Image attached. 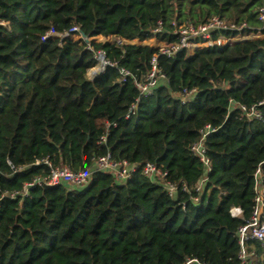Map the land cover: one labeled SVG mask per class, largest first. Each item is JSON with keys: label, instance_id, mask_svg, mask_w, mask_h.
<instances>
[{"label": "trees", "instance_id": "trees-1", "mask_svg": "<svg viewBox=\"0 0 264 264\" xmlns=\"http://www.w3.org/2000/svg\"><path fill=\"white\" fill-rule=\"evenodd\" d=\"M262 4L0 0V20L9 23L0 25V264H184L188 258L239 264L237 233L252 212L258 166L264 178V37L193 55L181 48L171 58L150 46L151 39L176 43L175 29L212 17L244 24L242 34L264 35L256 15ZM72 26L89 38H114L89 46L129 73L124 83L112 67L89 79L96 60L86 42L66 39L59 48L57 40H41L50 29ZM236 34L223 30L212 38ZM145 41L150 46L137 45ZM154 56L163 79L127 117L138 97L135 82ZM185 90L195 92L182 103ZM240 106H255L261 117H245ZM206 126L213 129L204 141L207 173L190 150ZM106 155L138 170L121 182L95 170ZM147 162L167 172L174 195L141 175ZM62 167L92 170L89 184L25 190ZM232 207L242 210L241 218L231 216ZM246 249L251 264H264V242L250 240Z\"/></svg>", "mask_w": 264, "mask_h": 264}, {"label": "built area", "instance_id": "built-area-1", "mask_svg": "<svg viewBox=\"0 0 264 264\" xmlns=\"http://www.w3.org/2000/svg\"><path fill=\"white\" fill-rule=\"evenodd\" d=\"M257 19L260 22H264V0L263 4L260 5L256 10ZM0 25L9 28V23L0 20ZM245 26H234V25H226L221 19L218 17H212L208 19L205 23L200 24L198 26H193L191 24L180 26L175 29L174 33L179 36V41L176 43L166 44L163 43L161 48H157L161 55L172 57L174 53L181 48H185L187 50L188 55H193L194 52L203 47H210L216 45H224L228 42H242L250 39L261 38L264 37L259 31L256 33H247L242 34L240 30ZM223 30L235 31L237 34L235 36L226 37L223 35H218L216 38H212L213 32H220ZM102 38V36H100ZM46 39L57 40V46L59 48L64 47V40L72 39L84 41L82 36V32L80 31L78 26H72L67 31L64 32H56L53 29L47 31L42 37L41 40L44 41ZM86 42L88 45V49L94 52V58L96 60V64L88 71L89 79L96 78L100 75L106 67H112L119 73V83H124L126 77L129 73L123 69L118 67L115 63H111L106 60L105 53L102 50L94 51L92 47L89 46L91 41H95L94 38H89ZM153 41H158L156 39H151ZM150 40V41H151ZM127 41V42H125ZM133 41V40H132ZM85 42V41H84ZM96 42V41H95ZM122 43H130V40H121ZM160 42V41H158ZM133 44V43H132ZM155 48V47H154ZM163 79V75L159 73L156 67V56H154L151 60V69L146 74V76L140 80L135 82V86L138 91V97L135 99V103L132 104L127 113V117L129 114H132L135 110L137 102L142 98H147L153 95L155 89L158 87L160 80ZM195 90H185L181 95V102H186L189 98H191L194 94ZM241 111L244 116L247 118H256L259 119L261 117L260 112L257 110L255 106L250 108H246L244 106H240ZM213 131L209 126H206L204 130L201 131L202 136L198 142L191 146L190 150L194 153L195 156L199 159V161L205 167L206 173L210 171L211 164L209 158L206 156V149L204 145L205 138ZM105 140L104 137L101 138L103 142ZM10 165V163L8 162ZM95 170L102 172L113 173L118 181H125L129 179L132 174H134L138 170L137 164H130L126 161H114L110 158L109 155L104 157H100L95 162ZM140 173L145 178L149 179L152 182L161 185L164 190L167 192L169 196L175 194L177 190V185L175 183H171L166 180L167 172L161 170L153 163H144L140 166ZM92 175V170H83L78 172H73L67 167L57 168L51 171V174L46 179H34L32 183H27L24 185L25 190L28 187L34 185H58L59 183H66L72 187L80 188L89 184ZM254 179V199H253V208L250 217L245 220V223L239 228L237 233L238 244L240 247L238 253L239 264H251V258L253 256L252 252H248L246 249V243L250 240L259 241L261 243L264 242V178L261 172L260 167L258 166L253 173ZM207 178L204 175L200 181L195 185L194 190L196 192H201L204 183ZM182 190L185 192H189V189L185 186L182 187ZM230 214L232 217L241 218L243 212L240 208L232 207L230 209ZM184 264H206L204 262L199 261L196 258H188L186 259Z\"/></svg>", "mask_w": 264, "mask_h": 264}, {"label": "rangeland", "instance_id": "rangeland-1", "mask_svg": "<svg viewBox=\"0 0 264 264\" xmlns=\"http://www.w3.org/2000/svg\"><path fill=\"white\" fill-rule=\"evenodd\" d=\"M95 41L96 42H113L114 41V38L113 37H100V36H97V37H95ZM150 41V40H149ZM149 41H145V44H147V45H149L150 46V44H148L149 43ZM156 45H153L152 46V44H151V46L150 47H155V48H161L162 46H163V43L162 42H158V41H156V43H155ZM83 187H85V186H83ZM82 187H80L79 189H81Z\"/></svg>", "mask_w": 264, "mask_h": 264}, {"label": "water", "instance_id": "water-1", "mask_svg": "<svg viewBox=\"0 0 264 264\" xmlns=\"http://www.w3.org/2000/svg\"><path fill=\"white\" fill-rule=\"evenodd\" d=\"M82 36L84 38V41L87 42L89 39L87 36H85L83 33H82ZM141 42H144V41H141ZM125 44H130V43H125ZM132 44V43H131ZM137 45H146V44H137ZM99 76V75H98ZM94 78H92L91 80H93Z\"/></svg>", "mask_w": 264, "mask_h": 264}, {"label": "crops", "instance_id": "crops-1", "mask_svg": "<svg viewBox=\"0 0 264 264\" xmlns=\"http://www.w3.org/2000/svg\"><path fill=\"white\" fill-rule=\"evenodd\" d=\"M145 44V43H144ZM147 45V44H146Z\"/></svg>", "mask_w": 264, "mask_h": 264}]
</instances>
